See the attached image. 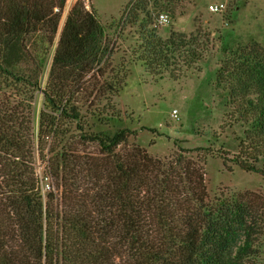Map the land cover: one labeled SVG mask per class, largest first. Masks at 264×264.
Wrapping results in <instances>:
<instances>
[{
  "label": "trees",
  "instance_id": "16d2710c",
  "mask_svg": "<svg viewBox=\"0 0 264 264\" xmlns=\"http://www.w3.org/2000/svg\"><path fill=\"white\" fill-rule=\"evenodd\" d=\"M64 2L0 0V89H38L47 50L35 52L30 41L40 34L52 46ZM142 41L139 59L155 75L175 79L173 66L188 71L202 58L182 34ZM106 47L103 27L76 0L53 49L43 110L35 117L23 101H0V264H257L264 204L235 196L207 207L202 169L187 150L162 161L127 146L134 131L102 123L118 120L109 102L94 113L105 128L83 122L76 99L83 79L100 72ZM215 80L243 128L223 161L264 180V50L252 44L232 54ZM102 87L117 90L113 82ZM35 156L45 158L57 191L47 185L45 200Z\"/></svg>",
  "mask_w": 264,
  "mask_h": 264
},
{
  "label": "rangeland",
  "instance_id": "374dc122",
  "mask_svg": "<svg viewBox=\"0 0 264 264\" xmlns=\"http://www.w3.org/2000/svg\"><path fill=\"white\" fill-rule=\"evenodd\" d=\"M80 1L103 27L108 49L100 72L83 79L77 96L83 122L95 131L105 128L96 122L94 113L109 102L118 120L102 123L110 131H134L127 146L137 145L148 157L162 161L171 159L178 149L187 150L185 157L202 169L207 207L235 196H242L251 206L263 205L264 180L223 161V153L227 154L225 158L236 153L243 128L232 121V109L215 74L220 62L252 44L264 50V0ZM75 2L65 0L52 46H47L40 34L31 38L35 52L47 50L38 89L29 90L25 85L1 88L0 101H23L32 107L35 117L43 110L41 91L47 82L53 49L64 18ZM214 6L216 11L210 8ZM171 33L184 35L202 54L188 71L173 66L169 72L175 79L168 72H148L139 59L142 38L149 35L164 41ZM103 82L116 83L117 90L105 93L103 87L100 90ZM74 125L69 126L72 137L76 134ZM33 166L45 200L46 185L52 184L53 193L57 192L54 182L44 175L45 158L35 156ZM259 242L257 264H264V236Z\"/></svg>",
  "mask_w": 264,
  "mask_h": 264
},
{
  "label": "built area",
  "instance_id": "2783aa9c",
  "mask_svg": "<svg viewBox=\"0 0 264 264\" xmlns=\"http://www.w3.org/2000/svg\"><path fill=\"white\" fill-rule=\"evenodd\" d=\"M212 11H216L217 10V6H214V7H210ZM173 116H175V112L173 111L172 113ZM45 188L47 189L48 186L46 185Z\"/></svg>",
  "mask_w": 264,
  "mask_h": 264
}]
</instances>
